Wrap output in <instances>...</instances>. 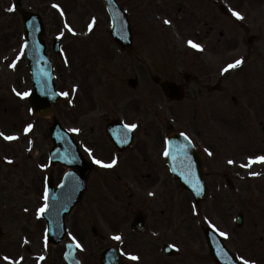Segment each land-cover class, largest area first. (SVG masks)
Wrapping results in <instances>:
<instances>
[{
  "label": "rangeland",
  "instance_id": "rangeland-1",
  "mask_svg": "<svg viewBox=\"0 0 264 264\" xmlns=\"http://www.w3.org/2000/svg\"><path fill=\"white\" fill-rule=\"evenodd\" d=\"M17 1L0 0V132L5 135L15 133L20 139L16 145L0 140V150H4V154H9L11 159L15 157L18 161L17 165H3L0 162V178L4 179L0 181V203L28 205L30 198L26 192L36 189L38 195L34 196L33 203L36 207L40 204L42 172L39 173L38 163L45 162L51 144L49 137L51 119L30 116L27 111L29 106L27 100H21L15 95L17 91L28 92L31 88L25 53L17 61L15 68L10 67L24 42L23 23L19 11L32 10L42 15L46 26L45 39L48 53L55 65L57 88L62 93H69L55 103V114L69 130L79 129L78 132L71 131L75 138L80 136L84 138L95 146L98 154L101 152L105 157L111 155V145L104 134V126L108 119L123 117L144 125L140 129L138 146H144L148 150L149 144L158 139V127L162 124L163 118H176L183 128L186 125L199 127L202 126L201 123L219 125L223 123L226 113L229 115L227 123L231 130L227 132L229 139H224L223 132L211 133L213 144L218 147L217 157H220V160H212L209 163L207 199L200 207H194L189 192L169 179L168 183L164 181L163 185H167L164 192H168V197L160 194L157 201L151 203L154 210L152 212L154 228L162 230L163 237L155 241L146 235L130 234L123 244L127 250L138 251L142 255L143 259L139 264H168L166 260L156 255V249L166 240H174L180 249L181 255L171 261L180 264H211L206 254L202 232V227L206 223L215 225V228L227 233L225 238L232 249L238 248V244L248 248L246 260L264 264V172L254 178L249 173L255 172L258 166L253 165L241 170L243 163L249 164V157L264 156V131L261 122H264V36L254 44L256 60L263 63L259 65L260 69L253 74L251 70L253 65L249 62L245 66L247 68L242 70V73L247 74L244 75L245 80L249 82L251 80L246 88L250 92L252 89L254 92L260 90L262 106L256 117L252 118L254 114L252 112L251 116L244 113L240 118L238 112L242 110L241 107L240 109L234 106V111L230 113L226 105H233L225 104L226 101L220 99L195 100L188 96L189 98L179 103L180 107L175 105V102L169 104L167 100L157 95L160 91L157 92V87L150 80V76L147 77L146 83L131 88L128 85V79L132 74L129 68L134 66L132 64L129 66V61L137 66L139 64L133 56L114 49L108 32L110 23L104 0H20L18 10L14 9ZM120 1L126 9L125 0ZM138 1L141 4V0ZM56 4L60 5V9L54 7ZM10 8L14 10L9 11ZM136 13L141 18L142 12ZM66 23L73 31L65 27ZM89 24H93L95 29L92 27L89 30ZM154 28L157 29L154 31L157 34L162 31L160 27ZM196 28L195 26V30ZM55 36L61 38V57L52 50ZM164 38L165 36L155 42L160 43ZM128 58L129 61L125 63ZM141 72L145 74L144 69ZM147 92H149L147 100L135 99V94L142 96ZM209 106L213 113L207 119L208 114L205 112H208ZM157 109L161 112L156 113ZM24 124L33 125L28 134L21 132ZM206 136L209 138L208 133ZM32 140L35 141L36 148L29 153L25 146ZM135 152L137 149L136 151L134 149V155ZM133 154L127 158L128 162H131ZM140 160V156L139 160L133 158L130 166L126 167L129 164L127 162L120 168L123 176L125 175L132 184L125 185V179H119L114 171L105 174L100 172L102 176H99L96 182L97 176L94 175L92 178L94 182H90L82 203L68 217L69 233L83 246L78 253L83 264H97L101 249L115 246L113 243L116 241L111 236L114 237V233L121 236L127 232L129 234L127 225L134 214L137 210H144L148 205V202H145L148 199H145L144 179L138 176L141 169ZM229 161L233 163L230 164ZM156 167L160 165L156 163ZM57 168L59 166L53 168V174H56ZM225 168L228 169V175L233 178L234 189L229 188L224 174L220 173ZM28 182L30 186L27 185ZM32 184L34 187H31ZM238 212L245 216L241 227L234 223V217ZM30 214L28 218L12 209L6 213L0 212V226L5 232L3 241L5 252H17V243L14 242L18 237L10 239L15 237L17 228H22L29 237H34L36 242L33 243L31 252L42 254L49 248L44 243L42 221L37 219L35 212ZM92 226H96L105 238H96L91 231ZM167 229H173L174 235L169 236L165 231ZM72 236L68 234L66 239L72 240ZM63 242L51 248L53 264L62 262L61 255L65 250Z\"/></svg>",
  "mask_w": 264,
  "mask_h": 264
},
{
  "label": "flooded vegetation",
  "instance_id": "flooded-vegetation-1",
  "mask_svg": "<svg viewBox=\"0 0 264 264\" xmlns=\"http://www.w3.org/2000/svg\"><path fill=\"white\" fill-rule=\"evenodd\" d=\"M163 1V0H157ZM170 3H175L174 5L179 6V10L183 11V16L181 18L182 23L184 26L188 28L191 35L195 36L200 45L203 46V50H198L196 52H215V51H223L229 47H236V44H229L228 37H239L244 36L247 37L248 46H252L255 41L256 37L261 36L260 30L264 23V0H166ZM233 10L239 11L243 15V19H239L233 15ZM185 17V18H184ZM195 26L197 27L195 30ZM186 31V30H184ZM184 53V56L190 54L193 58V61L188 60H181L183 55L176 60L178 64H182L183 67H191L192 69H197L195 72L187 73L183 72L179 69V67L173 61H166L156 63L157 67L160 69L161 73L165 75L168 80H172L178 83L184 90L190 92L192 96H197L200 98L205 91L211 95H220L221 97H225L229 94L230 79L222 74L220 70H214L213 68L208 69V62L207 59L200 53H196L189 48H185L184 45H177ZM173 64V65H171ZM205 68V70H204ZM194 88V89H193ZM195 90V93H194ZM234 99H236L234 97ZM168 131L162 132L159 131V136L156 141L152 144H149L148 150L144 147L139 145L138 142L135 147L130 148L124 155H119L117 157V165L118 170L120 171L123 164H126L127 158H130L131 154H133L132 149H137L135 155L133 154V158L139 160V156L141 158V169H139L138 176L144 179L146 189V183L149 186L148 188L151 190L156 187L157 192H160L164 197H168L167 193L164 192L163 189L167 187V185H163L165 178H172L171 173L168 169L166 164V156L164 152L166 151V142L165 139L169 132L171 131H183L188 132L191 136H198L199 138L203 139L204 136L202 135V128L203 126H195V125H187L185 126L186 129H176L173 125L167 126ZM167 133V134H166ZM192 133V134H191ZM193 136V137H194ZM140 138L137 133H135V139ZM197 142H199L197 140ZM202 153V158L204 160V164L208 163L210 154L212 155L213 147L211 145V141H205V148L201 149L199 153ZM200 153V154H201ZM128 157H124L128 155ZM93 157V156H92ZM97 159L106 161L104 157H96ZM133 158L129 164L126 165L130 166L132 164ZM93 160V158H90ZM156 163L160 165V167H156ZM104 168L101 165L96 164L95 168L93 169L92 174L96 175V181L100 175V172ZM114 172H116L117 176L122 175L116 168H113ZM102 174V172H101ZM105 174V173H103ZM206 174H210L207 171L206 167ZM62 172L57 174H52L54 183L60 181V177ZM121 178V177H120ZM34 184V182H32ZM32 184V185H33ZM30 186V183H27ZM161 188V189H159ZM159 189V190H158ZM38 190V188H37ZM173 195V192L171 191ZM148 201V205L145 207L147 212V219L148 223L150 221V225L154 230L155 225L154 221L152 220V212L154 211L151 208V198ZM155 218V216H154ZM160 227V225H159ZM167 234H170V230L166 231ZM135 235H139L133 233ZM145 234V233H143ZM142 235V234H140ZM171 235H174L173 231ZM163 236L160 237V239ZM153 239L152 237H150ZM158 240L157 238H155ZM9 257L10 260H4L3 257ZM23 257V260L20 258ZM31 256L25 253H16V254H3L0 257V264H8L14 261H19V264H32V260H28Z\"/></svg>",
  "mask_w": 264,
  "mask_h": 264
},
{
  "label": "snow or ice",
  "instance_id": "snow-or-ice-1",
  "mask_svg": "<svg viewBox=\"0 0 264 264\" xmlns=\"http://www.w3.org/2000/svg\"><path fill=\"white\" fill-rule=\"evenodd\" d=\"M54 7L60 9V5H58V4L54 5ZM13 10H14L13 8H10V9H9V11H13ZM61 14L63 15V10H62V9H61ZM233 15L236 16V17L239 18V19H243V15H242L239 11H235V10H233ZM94 23H95V18H93V24H94ZM164 23H165V24H170L171 21L165 19V20H164ZM93 24H89V26H88V27H89V30L92 29ZM65 27H68L69 31H73V30L71 29V27H70L69 25H67V23L65 24ZM60 35L62 36L63 33H60ZM187 43H188L189 46H191V47H193V48H195V49H198V50H201V51L203 50V46H202V45H200V44H198V43H195V42L192 41L191 39H189V40L187 41ZM27 47H28V43H27V41H25L24 44L21 46V49H20L19 54L17 55L16 59L13 60V62L10 64V67H12V68H15V67H16V63H17V61H19L20 58L24 55V50H25ZM242 63H243V58L237 59V60H235L233 63H229V64L223 69V71H228L229 69H232V68H234V67H238V66H240ZM13 90L15 91V89H13ZM16 94H17L18 96H21V97H26V96L29 95V93H27V92H16ZM61 95H63V96H68L69 93H67V92H63V93H61ZM127 127L130 128V129H135V128L137 127V125H136V124H130V125H127ZM32 128H33V125H32V124H28V125L25 127V129H24L25 133L29 132ZM70 131L78 132L79 129H70ZM0 136H3V137H4L5 139H7V140L18 139V137L15 136V135H5V133H3V132H0ZM87 151H88L90 154L92 153V149H91V148H88ZM209 154L211 155V153H209ZM164 155H165V156H168V155H170V152H169L168 150H166V151L164 152ZM92 158H93V160L95 161L96 164L101 165L102 167H106V168H111V167H113L114 165H116V163H117V160H116L115 158L112 159L110 163H106V162L103 161V160L97 159L95 156H93ZM5 159L7 160L8 158L5 157ZM9 162H11V161H9ZM254 162H264V156L249 157V164L242 165V167H250L251 164L254 163ZM229 163L231 164V163H233V161H229ZM41 167H47V165H41ZM249 175L255 176V175H257V173H255V172H250ZM194 187H195V186H194ZM197 194H199V189H197ZM153 195H154V194H153ZM43 199H44L45 201H47V200L49 199L47 188H45ZM48 208H49L48 203H44L39 209H37V214H38L39 216H42L45 212L48 211ZM213 227L215 228V225H213ZM217 231H220V230L217 229ZM69 235L72 236L71 233H69ZM220 235L226 237L228 234L225 233V232H220ZM113 239H115V240H117V241H122V240H123V237H122L121 235L117 234V235H114ZM72 240L75 241V240H76V237H75V236H72ZM25 242L27 243V239H25ZM45 243L47 244V236H45ZM76 246H77V247H82V245H80L78 241L76 242ZM71 247H72V245L69 244V248H71ZM173 247H176V246L173 245ZM127 255H129L130 259H132V260H137V261L139 260V256H138V255H135V254H132V253H128ZM3 258H4V260H6V261H7V260H10V258L7 257V256H5V257H3ZM39 259H40V260H43L44 257L41 256ZM241 259H243V258H241ZM20 260H23V257H21ZM13 264H19V261H14ZM243 264H255V262H254V261L244 260V261H243Z\"/></svg>",
  "mask_w": 264,
  "mask_h": 264
},
{
  "label": "water",
  "instance_id": "water-1",
  "mask_svg": "<svg viewBox=\"0 0 264 264\" xmlns=\"http://www.w3.org/2000/svg\"><path fill=\"white\" fill-rule=\"evenodd\" d=\"M33 18L34 20L37 21V24H38L37 29L39 31L40 29L43 28L41 19L38 15L34 16ZM39 34H42V31ZM39 60H40V57H39ZM39 66L43 68V70L40 69V73L42 75L44 74L47 75V73L50 74L52 72V68H51V65L48 59L46 60V62H44V66H42L40 63H39ZM51 87H53V85H51ZM166 88H168V86H166ZM51 100H52V97H48L47 95H43V94L40 95L38 93V89H37V92L31 98V102L36 107L37 111L42 112V113H49L51 111V106H50ZM57 126L59 127V124L57 120H55V127ZM60 148H61V145H57L55 147V150H58ZM85 177H86V173L84 174V176H82V180H84ZM182 183L183 185H185L186 187L194 191L197 199L200 200L203 198L204 193H205L204 181L202 180H189V181L182 180ZM197 189H199V194H197ZM73 196L74 195L71 191H67L65 193H63L62 191H58L52 195L50 199V205L55 206V209L53 210V214L55 215L57 220H59L60 218H63L64 215L68 212V210L70 209L72 205ZM79 199H80V194L76 197V199L74 200V203L78 201ZM209 232H210L209 230H206L207 236L213 237L211 244L213 245L214 248H217L219 246V244L217 243V239L213 235H210ZM111 252H112L111 250H106L103 253V259H102L103 262L108 260L107 257L111 256ZM214 257L218 264H229L228 261L225 260L220 254L218 255L214 254ZM111 260L114 261L115 259L110 257L108 264H113Z\"/></svg>",
  "mask_w": 264,
  "mask_h": 264
}]
</instances>
